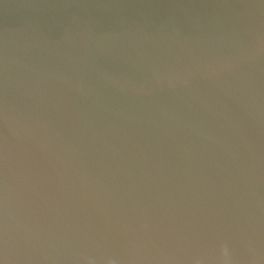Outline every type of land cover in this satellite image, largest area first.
<instances>
[{
	"label": "water",
	"instance_id": "water-1",
	"mask_svg": "<svg viewBox=\"0 0 264 264\" xmlns=\"http://www.w3.org/2000/svg\"><path fill=\"white\" fill-rule=\"evenodd\" d=\"M264 264V0H0V264Z\"/></svg>",
	"mask_w": 264,
	"mask_h": 264
},
{
	"label": "clouds",
	"instance_id": "clouds-1",
	"mask_svg": "<svg viewBox=\"0 0 264 264\" xmlns=\"http://www.w3.org/2000/svg\"><path fill=\"white\" fill-rule=\"evenodd\" d=\"M222 256H223V259L221 261V264H229L228 262V250H227V247H224L222 249ZM109 264H115L114 261H110Z\"/></svg>",
	"mask_w": 264,
	"mask_h": 264
}]
</instances>
